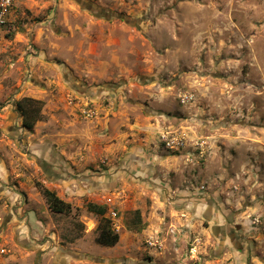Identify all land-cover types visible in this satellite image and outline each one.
I'll return each instance as SVG.
<instances>
[{
    "label": "rangeland",
    "instance_id": "rangeland-1",
    "mask_svg": "<svg viewBox=\"0 0 264 264\" xmlns=\"http://www.w3.org/2000/svg\"><path fill=\"white\" fill-rule=\"evenodd\" d=\"M85 3L128 20L92 14L73 0H17L7 18L2 38L20 58L5 76L14 88L0 104L14 105L22 134L15 140L9 125L0 128V158L23 174L14 180L24 186L18 204L53 223L46 233L60 237L56 245L68 249L71 264H264V0ZM23 99L41 103L30 129L17 107ZM37 148L62 180L50 181L30 158ZM148 155L172 187L162 196L129 174L136 156L150 173ZM43 189L71 213H52ZM180 190L197 205L190 226L176 218L184 216L153 209L159 200L166 213L175 209ZM123 201L127 209L116 211ZM92 202L109 204L114 247L94 241L98 217L86 210ZM7 205L0 199L6 262L20 248L5 224ZM133 206L144 218L157 211L143 226L150 233L120 225L119 218L134 217ZM28 220L35 227L31 213Z\"/></svg>",
    "mask_w": 264,
    "mask_h": 264
},
{
    "label": "crops",
    "instance_id": "crops-1",
    "mask_svg": "<svg viewBox=\"0 0 264 264\" xmlns=\"http://www.w3.org/2000/svg\"><path fill=\"white\" fill-rule=\"evenodd\" d=\"M22 3L23 2L21 1L18 2L17 6H21ZM9 20L11 19L10 18L7 19V22H9ZM13 50H14L13 42L6 41L4 40V37H3L0 43V102H2L3 98L9 95V93L12 92L14 88V85H12L10 82L8 83V80H6L5 78V76L9 72V68L16 65V62H17L16 59L20 58V55H18ZM14 112H15L14 105H12L11 102L7 103L6 105L0 104V128L2 126L9 125L7 126L8 127L7 130L11 132V135H10L11 138L18 140V138L21 137V134H22V129L20 128L22 124H21V119L18 113L17 112L14 113ZM13 123H15L16 126L15 124L13 125ZM12 139H11V142H16L15 140H12ZM0 141H3V140L0 139ZM29 151H31L29 153H30V158L32 160H36L35 158H39L38 148L33 149V150L31 149ZM25 157L28 158V155H26ZM148 157H149L148 162L154 165V166H150L149 168L150 173L146 172V166L145 167L141 166L142 160L139 159V156H136V160H137L136 167H132V165H130L132 168L131 170L133 171L132 172L129 171V174L132 175L133 181L136 184H141L142 186H145V187L149 186L152 190H155V192H158V194L161 193L160 196H162L163 190L165 192L167 190H171L172 187H170L169 184L166 182H161L162 181L161 172L158 173L157 172L158 170L155 166V164L157 163L154 162V160H152L153 157L151 155H148ZM26 162L29 163L28 160ZM53 162L56 163V158L54 156H53ZM51 170L52 172L58 174L59 178L62 180L63 173H61L59 169L54 167V168H51ZM11 175H14V179L11 178ZM19 176L22 177L23 174L22 173L19 174L18 169H13L12 171H9V169L7 168L3 160L0 158V199H7L8 204L10 205V206L7 205V207L9 208V211L4 210L6 211L5 212L6 213L5 224L7 228L8 227L12 228L11 239H13L16 242L15 244H17L16 245L17 247L20 246V248H17V249L10 247L13 249V254L10 255L9 257L10 260L6 262L0 259V264H5V262L6 264H12V262H10L11 260L21 262L20 264H71L69 262L71 260L69 257L70 253L68 249L61 248L56 245L57 242L61 241L60 237L57 236V234L51 233V235H49L50 233L49 234L46 233V232H50L51 227H54L53 223L44 220L42 216L38 214L36 209L25 210L27 208V205L26 204L24 205V201L23 203L18 204L17 197L20 195V193L17 191L19 189L24 188L23 184H19L17 186L15 184L16 182L14 183V180L18 178ZM261 176H260V179L264 181V175H261ZM140 177L141 179H139ZM139 180H144V181H139ZM262 183L263 182L259 183V185L264 187V183L263 184ZM132 185H135V184H132ZM163 186H165L164 187L165 189L163 188ZM158 187H162L161 188L162 190H160ZM179 193L181 194L179 196L176 195L177 198H174L175 201L173 202V204L176 203V206L179 205L175 207V209L173 207L172 210L166 213L165 212L166 204L164 203V201H161V200H159L157 204L155 203V206L153 209L154 210L158 209L160 211H163L162 214L165 215V217L173 216V215L184 216L185 219H183V217H176V218H180L179 220L180 225L190 226L192 224L191 222L188 224V218L190 217L189 213H192L194 215V219H196L197 214L195 212L197 210V205L195 203V200L192 197H190V192L180 190ZM122 197L125 198L126 196L123 195ZM167 198H170V196L167 195ZM6 204H7V201H6ZM94 204L109 207V204H106V203L98 204L97 202H95ZM127 204L128 202H125V201L118 202L116 211L118 212L125 211L127 209V206H126ZM262 204L263 205H260V207L263 209L261 210L264 212V208H263L264 202H262ZM133 209L135 210L134 217L129 222H125V219L119 218L120 225L123 227L125 226V224H128V225L130 224L133 226V228L138 227V229L143 231L144 233L146 232L150 233L148 232L150 227L149 228L145 227L146 228L145 229L143 228V226L146 222H149L150 220H152L153 217L155 218L156 216H158L156 214L157 211L151 214L148 218H144V213L140 212L141 210L138 209V207L133 206ZM0 212H2L1 209H0ZM29 213L33 215L35 227L29 226V220H28ZM96 222H97L96 224H98L97 218H96ZM120 225L119 227L121 228ZM44 234H47V237H44Z\"/></svg>",
    "mask_w": 264,
    "mask_h": 264
},
{
    "label": "trees",
    "instance_id": "trees-1",
    "mask_svg": "<svg viewBox=\"0 0 264 264\" xmlns=\"http://www.w3.org/2000/svg\"><path fill=\"white\" fill-rule=\"evenodd\" d=\"M40 106V102L31 99H23L17 103V107L23 117V126L25 128H32L34 123L41 119ZM42 195L45 198L48 209L52 213L64 215L71 213V205L58 198L53 191L43 189ZM86 210L98 217V224L96 227L97 235L94 239L95 243L101 247H114L119 241V235L113 229L112 221L106 216L107 208L94 203H88L86 205Z\"/></svg>",
    "mask_w": 264,
    "mask_h": 264
},
{
    "label": "built area",
    "instance_id": "built-area-1",
    "mask_svg": "<svg viewBox=\"0 0 264 264\" xmlns=\"http://www.w3.org/2000/svg\"><path fill=\"white\" fill-rule=\"evenodd\" d=\"M16 1L17 0H0V42H1V39H2L3 30H4V28L6 26V23H7V18H8L9 14H10V11H11V9L14 6ZM174 144L175 143L172 142V141L170 143L166 142V145L169 148H174L175 147ZM182 147H183V144L181 142H176V149H179V148H182ZM106 203H111V200L108 199ZM109 215L112 218H115L116 217V212L110 211ZM6 253H7L6 248L3 247V246H0V257L5 255Z\"/></svg>",
    "mask_w": 264,
    "mask_h": 264
},
{
    "label": "flooded vegetation",
    "instance_id": "flooded-vegetation-1",
    "mask_svg": "<svg viewBox=\"0 0 264 264\" xmlns=\"http://www.w3.org/2000/svg\"><path fill=\"white\" fill-rule=\"evenodd\" d=\"M82 1H83V2L85 1V2H86V0H82ZM92 5H93V4H88V6H92ZM93 6H95L96 9L101 10V11H102L101 13H103V14H109L110 18H115V17H113V16L111 15L113 12H110V11L107 10V9L100 8V7L96 6V5H93ZM92 14H94V13H92ZM118 15L121 16L122 18H117V19H119V20L125 22V21L123 20V16H122L121 14H118ZM82 88H83L82 85L74 87V89H75L76 91H80V90H82ZM80 92H81V91H80ZM89 92H90V91H89ZM83 93H84V94H87L86 91H83ZM90 93H91V92H90ZM97 94H98V97H99V91L97 92ZM88 95H90V94H88ZM90 96H91V95H90ZM35 159H36L35 161H36V163L38 164L39 168L43 171L44 175H45L48 179H50V180H54V181H56V182H59V181H60L59 175L56 174V173H54V172H52L51 167L47 166V165L43 162V160H41V156H40V155H39V158H35Z\"/></svg>",
    "mask_w": 264,
    "mask_h": 264
},
{
    "label": "water",
    "instance_id": "water-1",
    "mask_svg": "<svg viewBox=\"0 0 264 264\" xmlns=\"http://www.w3.org/2000/svg\"><path fill=\"white\" fill-rule=\"evenodd\" d=\"M73 2H75L76 4H78V5H80V7L81 8H85L86 10H88V11H90L91 13H94V14H96V13H99V12H102L101 10H99V9H96L95 8V6H88V4H86L85 3V1L83 2L82 0H73ZM113 17H115V18H122L121 16H119L117 13H112L111 14ZM123 20L125 21V22H127V18H125V17H123ZM63 72L65 73V75H67V78H69V80L71 81V82H73V80H72V78L70 77V75L68 74V72H67V70L66 69H63ZM68 80V79H67ZM84 91V90H83ZM82 91V92H83ZM87 92V94H90L91 95V93L89 92V91H86ZM217 227H215L214 229H213V232L215 233V234H217Z\"/></svg>",
    "mask_w": 264,
    "mask_h": 264
}]
</instances>
